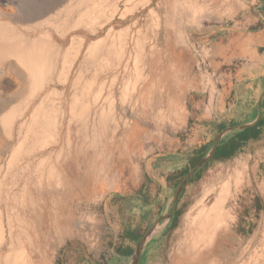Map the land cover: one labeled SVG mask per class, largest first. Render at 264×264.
Returning a JSON list of instances; mask_svg holds the SVG:
<instances>
[{
    "label": "rangeland",
    "instance_id": "374dc122",
    "mask_svg": "<svg viewBox=\"0 0 264 264\" xmlns=\"http://www.w3.org/2000/svg\"><path fill=\"white\" fill-rule=\"evenodd\" d=\"M221 1L132 0L128 6L121 7L120 14L125 13V16L118 15L97 34L91 35L86 29H80L68 35L67 41H64L65 46L73 35L84 37L87 45L104 36L110 27H114L117 41L129 43L133 35H140V45L146 46L141 55L146 50L150 51L145 68L141 59H134L124 96L117 93L116 100L110 99L116 101L117 105L113 110L115 116H112L117 118L116 129L107 133L96 145L80 146V143L74 142L66 150L70 152L60 154L61 145L52 144V136L47 134L44 138L16 148L19 155L16 156V161H12V148H6L8 137L5 136L7 140L4 138L7 134L0 129V211L3 224L6 225L10 220L16 232L18 227L20 229L19 220L24 216L22 205L25 202H32L38 212L45 207V224L41 225L43 222L39 216L28 217V224L23 222L26 230V225L32 229L30 232L33 237L34 232L38 230L40 233L42 227L46 231L48 226L51 228V237L48 240L40 237L35 244L37 249L38 246L42 249L47 247L45 252H41V262L134 264L135 254L122 256L118 254V250L130 245L136 253L140 241L129 242L126 237L128 230H137L144 236L151 232L139 253L138 264H199L190 252L186 219L199 199L200 185L205 181L206 175L222 165L241 161V158L248 159L250 166L264 162L263 150L259 154V148L264 149L263 130L258 139L249 141L231 158L205 165L186 181V177L182 175L184 168L191 172L195 168L193 163L196 159L203 156L205 158L209 154L221 134L218 130H212V125L208 127L210 119L201 116L202 111L211 113L215 108L218 88L225 83L218 79V70L211 65V52L207 50L210 41L208 34L219 28L224 31L241 22L244 11L250 6L249 2H253ZM10 7H6L0 0V8L9 11ZM167 30L168 36L165 34ZM167 38L170 46H165L168 44ZM55 39L58 40V37L55 36ZM259 52L258 56L264 58V46L260 47ZM191 53L197 61L193 58V70L176 68L175 62L189 60ZM82 57L83 53L77 67ZM170 60L169 73L174 74L181 69L178 75L181 85L194 82L195 87L181 95L182 105L186 109L184 121H173L169 117L166 118L167 121L158 123V118L143 115L145 112L142 103L148 112H152V105L157 109L159 104L152 97L154 91L159 87L162 88L161 91L164 90L169 81L175 82V77L172 76L164 82L154 83V75L152 79L150 77L153 66L151 63L158 65V61L164 63ZM188 72H194L195 77H189ZM13 78L6 80L12 81L13 85V90L8 93L18 90L20 82ZM150 83L153 84L147 92ZM62 89L64 88L59 87V90ZM144 92L148 94L143 102ZM3 94L1 88L0 97ZM243 101L241 100V109ZM59 103L60 100L55 105ZM149 119L151 125H143ZM252 119L253 117L241 116V124ZM233 134H226L225 139L228 140ZM133 160L137 173L130 178L128 175L133 171ZM67 162L72 164L71 169L65 168ZM54 168L57 178L49 179ZM170 171L174 173H171V180H167L166 184L171 190L166 189L165 192L163 178ZM231 179V188L241 186L239 176ZM25 183L27 191L24 189ZM41 185L43 188H40ZM174 200L177 201V216L169 221L170 218L165 217L168 216L169 209L173 208ZM232 204L237 217L232 230L236 237L232 239L231 245L225 242L218 244L215 249L217 254L222 253L224 246L228 249L236 247L238 237L245 244L262 220L264 197L258 189L244 190ZM227 256L231 254L227 253Z\"/></svg>",
    "mask_w": 264,
    "mask_h": 264
},
{
    "label": "bare ground",
    "instance_id": "6f19581e",
    "mask_svg": "<svg viewBox=\"0 0 264 264\" xmlns=\"http://www.w3.org/2000/svg\"><path fill=\"white\" fill-rule=\"evenodd\" d=\"M2 1L11 7L9 11L0 8V86L4 92L0 97V129L7 134L4 138L8 137L6 148H12L11 160L16 161L19 155L16 148L47 134L52 136V144L61 145L60 154L74 142L96 145L116 129L117 118L112 116L117 105L110 99L116 100L117 93L124 96L134 59H141L145 68L150 51L141 55L146 46L140 45V35H133L129 43L117 41L114 27L87 45L80 35L71 36L66 46L64 41L80 29L97 34L118 15L125 16L120 14L121 7L132 0ZM11 77L20 83L17 92L8 93L13 90L12 81H6ZM65 164L71 169L72 164ZM56 172L54 168L49 179L57 178ZM236 176L241 178V186L231 188V178ZM24 189L27 191V183ZM257 189L264 197V162L250 166L248 159L241 158L208 172L200 185L199 199L186 219L190 252L199 264H264V213L245 244L238 237L236 247L224 246L221 254L215 250L223 242L231 245L236 237L232 231L237 221L232 202L244 190ZM26 203L22 205L24 216L18 232L10 220L3 224L0 211V264H44L40 255L47 247L37 249L35 244L40 237L48 240L51 228L46 231L42 227L44 233L37 230L33 237L32 229L26 225V230L23 222L28 224V217L39 216L41 225L45 224V207L38 212L32 202Z\"/></svg>",
    "mask_w": 264,
    "mask_h": 264
},
{
    "label": "crops",
    "instance_id": "0c3cea01",
    "mask_svg": "<svg viewBox=\"0 0 264 264\" xmlns=\"http://www.w3.org/2000/svg\"><path fill=\"white\" fill-rule=\"evenodd\" d=\"M249 4L250 6L243 13L241 22L232 25L229 27V29H224V31L223 29L219 28L217 30L211 31L210 34H208L210 41L208 44L209 48H207V50L209 53L211 52V65L215 70H218V79L225 83L222 85V82H219L222 87L218 88V102L215 104V108L212 110V112L207 113L202 110L199 111H202L201 116L211 120L208 127L212 125V130H218L221 133L217 137L216 149L224 147L225 143L229 139L235 138L237 134L245 133L252 127L258 126V122L264 121V58L258 56V53H260V47L264 46V0H253V2H249ZM165 34L168 36V30L165 31ZM167 41L168 44L165 46H170V41L168 38ZM189 56V60L176 61V68H188L193 70V65H195L193 58L195 62H197L196 57L193 53L189 54ZM189 56L187 58H189ZM169 62H172V60L166 61L164 63L162 61H158V65L151 63L153 66L152 70L150 67L149 71L151 70V74H149L151 75V79L152 75H154L153 83L156 81L164 82L171 79V76L175 77L173 78L175 82H165L166 85L164 90L161 91L162 88L160 89L159 87L157 91H154V95L152 97H154L156 103L159 104L157 109L155 108V105H152V112H148L146 111L145 104L142 103L143 111L145 112L143 115L148 116L149 118L151 116L152 118H158V123L167 121L166 118L169 117H172L173 121H184L186 118V109L182 105V96L184 93L192 91L195 87L194 82L191 84L186 83L181 85L179 82L180 78L178 77L181 69L176 71L177 74L174 73L175 76L173 72L170 74ZM171 69L173 70V67ZM188 73H185V75ZM195 75L196 74L194 72L189 73V77H195ZM150 77L148 80H150ZM190 80L192 81V78ZM153 83H150L147 88V92H149ZM147 92H144L142 95L143 102L146 100L148 94ZM241 100H244L242 109ZM254 103L256 104L254 105ZM241 116H249L253 117V119L249 122L241 124ZM149 122H151L150 119L143 123V125H151ZM250 124L253 125L249 128H241L244 125ZM263 130L264 127H261V132ZM231 133L234 134L231 135L228 140H226L225 135H229ZM252 140L255 139L252 138L248 141H238L239 150H241L249 141ZM214 156L215 153L213 157ZM212 160L213 159L210 161ZM134 161L135 160L132 162L133 171L128 175L130 178H133L137 173V168L134 165ZM171 173H174V171H170V173L167 172L165 174V178H163V181H165L163 184L165 187V192H167L166 189L171 190L166 184L167 180H171L169 179V176L172 175ZM171 211L172 207L169 209L168 214H170ZM171 217L169 221H171Z\"/></svg>",
    "mask_w": 264,
    "mask_h": 264
},
{
    "label": "trees",
    "instance_id": "16d2710c",
    "mask_svg": "<svg viewBox=\"0 0 264 264\" xmlns=\"http://www.w3.org/2000/svg\"><path fill=\"white\" fill-rule=\"evenodd\" d=\"M257 124H258V126L252 127L247 132L239 133V134H237L235 136V138L229 139L225 143L224 148H222V150H220L219 153H217L212 158L213 159L212 161H219V160H222V159H228V158H231L232 156H234L239 151V143H238V141H248L249 139H252V138L253 139L258 138L260 133H261V128L260 127H264V121H260ZM203 158H204V156L198 158V160L196 159V161L193 163L194 164L193 168L196 167L202 161ZM210 162L207 163L206 166L209 165ZM189 172H190V169L184 168L182 170V175L186 176L187 174H189ZM118 254H120L122 256H130V255L133 254V248L127 247L125 249H120V250H118Z\"/></svg>",
    "mask_w": 264,
    "mask_h": 264
},
{
    "label": "water",
    "instance_id": "95a60500",
    "mask_svg": "<svg viewBox=\"0 0 264 264\" xmlns=\"http://www.w3.org/2000/svg\"><path fill=\"white\" fill-rule=\"evenodd\" d=\"M252 125H253V124H250V125H244V126H242L241 128L246 129V128L251 127ZM216 146H217V143H215V145H214V147L212 148V150H211V151L209 152V154H208V155H207V156H206V157H205V158L199 163V165L196 166V167H195V168H194V169L188 174V176L185 178V181H186L187 179H190L191 175L197 173L202 167H204L207 163L210 162V160L212 159V157H213V155H214V153H215ZM175 196H177V194H176ZM176 203H177V201L174 200V204H173L172 211H171L170 214H168L167 217H165V219H168V218H170V217L172 216ZM163 220H164V219H163ZM150 234H151V232H150L149 234L145 235V236L141 239V241H140V243H139V245H138V247H137L136 253H135L134 264H138L139 253L141 252V250H142V248H143V245H144V243H145V240L149 237Z\"/></svg>",
    "mask_w": 264,
    "mask_h": 264
},
{
    "label": "flooded vegetation",
    "instance_id": "af4514ba",
    "mask_svg": "<svg viewBox=\"0 0 264 264\" xmlns=\"http://www.w3.org/2000/svg\"><path fill=\"white\" fill-rule=\"evenodd\" d=\"M264 114V113H263ZM261 128V127H260ZM263 129V128H262ZM257 139V138H256ZM222 148H224V147H221V148H217L216 149V151H215V155L217 154V153H219V151L220 150H222ZM223 160H226V159H222V160H219V161H223ZM212 162H214V161H211L210 162V164L212 163ZM208 166V165H207ZM188 175V174H187ZM187 175L185 176V177H187ZM184 177V178H185ZM183 181V180H182ZM178 208H177V204H176V206H175V209H174V211H173V214H172V217H171V221L174 219V218H176V216H177V210ZM144 237V235H140L139 234V232L137 231V230H128V232H127V239L129 240V242H139V241H141V239ZM129 247H130V245H129ZM135 254V251L133 252V254L132 255H134Z\"/></svg>",
    "mask_w": 264,
    "mask_h": 264
}]
</instances>
